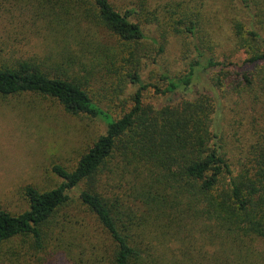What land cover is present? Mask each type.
Listing matches in <instances>:
<instances>
[{
  "label": "rangeland",
  "instance_id": "rangeland-1",
  "mask_svg": "<svg viewBox=\"0 0 264 264\" xmlns=\"http://www.w3.org/2000/svg\"><path fill=\"white\" fill-rule=\"evenodd\" d=\"M260 1L256 5L264 11V0ZM110 2L121 12L136 11L132 21L141 26L146 37L145 41L131 43L125 49L124 67L114 75L103 69L109 65L104 54L110 53L108 48L116 49L115 53L119 51L116 38L93 21L77 23L75 10L56 16L35 0H0V65L27 61L47 72L66 71L72 78L85 77V89L93 102L113 118L131 109V97L138 87L130 84L126 76L138 69L143 84L147 85L141 92L145 106L154 111L185 103L206 107L219 133L222 154L234 173L247 167L251 147L264 133V63L245 64L252 48L243 34L235 32V25L260 28L264 20L256 25L255 18L253 23V13L237 0H198L197 5L188 6V0ZM190 14L189 18L198 20V35L192 38L174 33L182 15ZM196 44L206 57L228 67L223 72L213 69L200 72L188 90L166 93L167 81L161 80V75L166 73L169 78L185 75L195 57ZM130 53L135 55L127 61ZM244 75H248L250 85L244 82ZM104 131L100 121L85 115L70 116L51 99L32 94L0 96V209L11 215L24 212L28 205L23 189L31 186L46 191L57 186L59 180L52 174V166L73 169ZM147 170L150 168L145 163L132 159V152L122 146L115 148L94 181L84 182L80 189L70 193L72 202L50 224L45 249L35 252L29 242L22 245L19 239L3 246L0 264H87L92 253L103 263L106 255L103 243H109L78 200V193L89 190L118 203L120 213L135 212L139 201L136 197H140L144 182L150 179ZM193 229L184 242L176 239L170 229H133L132 233L152 252L153 249L164 252L166 261L207 264L208 245L202 236L203 227ZM150 231H156L158 236H151ZM255 249L257 254L262 251L259 245ZM13 252L18 256L12 255ZM257 257L245 258V264H262Z\"/></svg>",
  "mask_w": 264,
  "mask_h": 264
},
{
  "label": "trees",
  "instance_id": "trees-1",
  "mask_svg": "<svg viewBox=\"0 0 264 264\" xmlns=\"http://www.w3.org/2000/svg\"><path fill=\"white\" fill-rule=\"evenodd\" d=\"M35 1L56 16L75 10L77 23L93 21L116 38L119 51L115 53L116 49L109 47L110 53H104L109 61L103 69L107 73L114 75L124 67L123 54L131 43L146 40L141 26L132 21L136 11L124 9L121 12L110 0ZM197 1L188 0L187 6L197 5ZM237 2L253 13V23L255 18L256 25L264 20V11L256 5L260 0ZM190 16L182 15L174 33H185L192 38L198 35V20ZM257 27L251 25L246 29L235 25V32L243 34L244 41L252 48L245 64L264 63V24ZM193 53L195 57L185 75L174 78L166 73L161 75V80L167 81L166 93L188 90L200 72L211 69L223 72L228 67L213 57H206L198 44L193 45ZM134 55L130 53L127 61ZM77 71L80 72L78 66ZM126 77L138 90L131 97V109L113 118L93 102L85 89V77L72 78L66 71L47 72L27 61L0 65L1 97L38 95L55 101L70 116L85 115L105 126L104 133L73 169L52 166L51 172L59 180L57 186L46 191L25 187L23 195L28 208L20 214L11 215L0 209V255L3 246L19 239L22 245L29 242L35 252L43 251L50 224L72 202L70 193L80 189L84 182H93L115 148L122 146L132 152L133 160H140L150 168L147 170L150 179L144 182L140 197H136L139 199L136 211L120 213L118 203H111L89 190H80L77 197L109 243H103L106 255L101 264H177L166 261L164 252L154 249L152 252L151 248L144 247L143 240L135 237L132 230L170 229L174 230L176 239L184 242L195 227H203L202 236L208 245L207 264H245V258L255 255L264 264V133L251 147L248 166L234 173L222 154L219 133L206 107L185 103L154 111L142 102L141 92L147 85L143 84L138 69ZM243 80L250 85L248 75H244ZM150 234L158 236L156 231ZM255 245L262 247L261 253L257 254ZM12 255L18 256V253ZM94 255L92 253L87 264H100L101 258Z\"/></svg>",
  "mask_w": 264,
  "mask_h": 264
}]
</instances>
